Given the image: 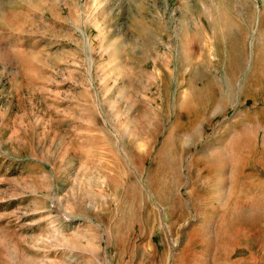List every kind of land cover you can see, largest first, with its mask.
<instances>
[{
	"label": "rangeland",
	"instance_id": "1",
	"mask_svg": "<svg viewBox=\"0 0 264 264\" xmlns=\"http://www.w3.org/2000/svg\"><path fill=\"white\" fill-rule=\"evenodd\" d=\"M0 264H264V0H0Z\"/></svg>",
	"mask_w": 264,
	"mask_h": 264
}]
</instances>
